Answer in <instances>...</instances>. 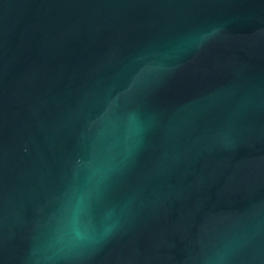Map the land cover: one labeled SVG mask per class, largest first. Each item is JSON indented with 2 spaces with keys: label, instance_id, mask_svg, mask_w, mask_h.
<instances>
[{
  "label": "water",
  "instance_id": "95a60500",
  "mask_svg": "<svg viewBox=\"0 0 264 264\" xmlns=\"http://www.w3.org/2000/svg\"><path fill=\"white\" fill-rule=\"evenodd\" d=\"M0 264H264V0H0Z\"/></svg>",
  "mask_w": 264,
  "mask_h": 264
}]
</instances>
